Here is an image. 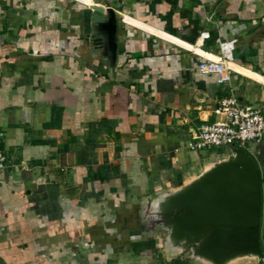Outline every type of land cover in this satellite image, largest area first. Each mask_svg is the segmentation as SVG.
Segmentation results:
<instances>
[{"label":"crops","instance_id":"0c3cea01","mask_svg":"<svg viewBox=\"0 0 264 264\" xmlns=\"http://www.w3.org/2000/svg\"><path fill=\"white\" fill-rule=\"evenodd\" d=\"M106 3L114 65L84 26ZM232 40L219 87L199 63ZM226 97L264 116V0H0V264H186L138 211L222 153L187 146ZM242 149L259 169L264 249V142Z\"/></svg>","mask_w":264,"mask_h":264},{"label":"water","instance_id":"95a60500","mask_svg":"<svg viewBox=\"0 0 264 264\" xmlns=\"http://www.w3.org/2000/svg\"><path fill=\"white\" fill-rule=\"evenodd\" d=\"M216 2L222 0H215ZM85 32L117 52V17L109 4L83 10ZM173 187L146 196L138 211L148 238L186 264L259 263L262 193L252 157L234 145L211 158Z\"/></svg>","mask_w":264,"mask_h":264},{"label":"built area","instance_id":"2783aa9c","mask_svg":"<svg viewBox=\"0 0 264 264\" xmlns=\"http://www.w3.org/2000/svg\"><path fill=\"white\" fill-rule=\"evenodd\" d=\"M234 48L235 40L221 42L216 60L204 57L199 63L200 72L204 75H215L219 87L230 81L232 70L229 63L232 61ZM214 113L221 116L220 121L204 126L194 133L187 146L188 151L199 152L231 145L242 149L249 142H264V116L260 108L242 106L235 98L226 97L220 100ZM1 138L0 131V183L1 175L7 168ZM257 264H264V251L263 258Z\"/></svg>","mask_w":264,"mask_h":264}]
</instances>
